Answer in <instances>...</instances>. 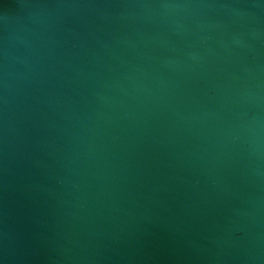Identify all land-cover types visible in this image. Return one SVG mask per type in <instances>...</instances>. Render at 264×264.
I'll use <instances>...</instances> for the list:
<instances>
[{
  "label": "water",
  "instance_id": "95a60500",
  "mask_svg": "<svg viewBox=\"0 0 264 264\" xmlns=\"http://www.w3.org/2000/svg\"><path fill=\"white\" fill-rule=\"evenodd\" d=\"M0 264H264V0H0Z\"/></svg>",
  "mask_w": 264,
  "mask_h": 264
}]
</instances>
